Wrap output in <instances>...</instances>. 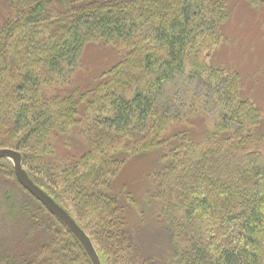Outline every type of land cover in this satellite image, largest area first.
Listing matches in <instances>:
<instances>
[{"label": "trees", "instance_id": "1", "mask_svg": "<svg viewBox=\"0 0 264 264\" xmlns=\"http://www.w3.org/2000/svg\"><path fill=\"white\" fill-rule=\"evenodd\" d=\"M3 1L0 148L20 151L31 179L71 208L92 242L110 252L108 263L264 264V136L255 138L264 112L241 99L238 74L208 62L229 16L226 2ZM247 1L264 8V0ZM90 43L128 54L72 93L58 87L56 77H73ZM182 75L200 83L218 111L208 137L193 130L197 105L163 97ZM182 135L192 140L178 143ZM158 148L170 164L158 177L164 233L156 239L166 236L169 246L142 254L114 181L128 156ZM0 173L26 195L14 203L6 191L1 219L24 225L35 241L25 253L4 254L3 239L0 264H74L72 246L92 264L68 227L17 181L9 159L0 158Z\"/></svg>", "mask_w": 264, "mask_h": 264}, {"label": "rangeland", "instance_id": "2", "mask_svg": "<svg viewBox=\"0 0 264 264\" xmlns=\"http://www.w3.org/2000/svg\"><path fill=\"white\" fill-rule=\"evenodd\" d=\"M224 1L226 2L229 16L221 27L220 41L210 54L209 65L214 68H224L238 74L240 77L241 99L252 102L264 112V8L253 6L247 0ZM1 3L0 16L4 20L7 7L3 0ZM125 52L124 48H116V46L111 44L90 43L81 55L73 77L70 78L68 73L58 76L56 77V81H58L56 85L60 87L64 84L65 90L69 89L70 93H72L79 88V85L80 88L81 86H86L94 82V78H100L110 71L126 57L128 51ZM75 78H77V82H73ZM173 81H175L173 84H167L164 87L163 97L166 102L183 103L186 108L187 105H197L201 114L194 117L190 115V117L195 119L193 130L198 133V139L202 136H210L219 116L210 96L203 91L200 83L194 80H186L185 75L178 76ZM263 136L264 117L255 132V138L260 139ZM191 140L192 138L187 135L177 138L178 143L184 144ZM63 143L64 140L62 141V146ZM87 149L85 148L83 151ZM57 150L63 151L64 146H59ZM160 150L163 149L158 148L144 154L135 153L128 156L114 181L115 193L119 195L121 206L126 210V220L129 228L136 231L137 244L142 243L144 245V247L142 245L140 248L142 254L149 252L153 253L152 255H157L159 250L161 253L163 252L162 247L166 248L169 246L166 236L164 241H162L163 239H156L160 238L159 233H164L160 232L158 225L160 208V200L156 195L158 177L170 164V159L165 158ZM2 174L0 173V216L7 205L6 191L11 193V201L14 203H17V201L22 202L26 198L21 189L13 181L6 182L1 176ZM63 208L72 215V210L71 208L69 209L68 205ZM75 221L77 222L78 220L75 219ZM56 228L62 232L64 231L60 226ZM26 233L28 231L24 225L19 226L18 224H12V222L7 223L0 217V241L5 239L4 243L6 244L2 248L4 254L25 253L31 247L32 241H34L31 238H27ZM55 233L58 235V231H55ZM45 235L43 234L42 237L44 238L42 240L49 239ZM61 237H64L63 233L60 234ZM92 239L95 243L93 244L96 245L94 247L98 255L100 253L106 264H109L108 254L110 252L105 249L101 242L93 237ZM71 242L73 245L72 240ZM78 248L72 246L70 250L74 264H88L87 259L82 257V251ZM66 262L69 263L68 261Z\"/></svg>", "mask_w": 264, "mask_h": 264}, {"label": "water", "instance_id": "3", "mask_svg": "<svg viewBox=\"0 0 264 264\" xmlns=\"http://www.w3.org/2000/svg\"><path fill=\"white\" fill-rule=\"evenodd\" d=\"M0 158L9 159L14 166V172L17 181L38 201H40L46 209L57 217L78 241L84 247L92 264H102L99 255L94 247L91 238L85 231L77 224L75 219L50 195H48L42 188H40L29 176L23 163V156L20 151L12 148H0Z\"/></svg>", "mask_w": 264, "mask_h": 264}]
</instances>
